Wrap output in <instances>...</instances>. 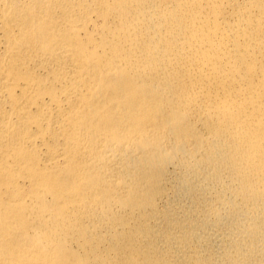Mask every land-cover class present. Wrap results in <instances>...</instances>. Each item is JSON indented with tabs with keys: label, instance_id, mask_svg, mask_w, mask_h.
Listing matches in <instances>:
<instances>
[{
	"label": "bare ground",
	"instance_id": "6f19581e",
	"mask_svg": "<svg viewBox=\"0 0 264 264\" xmlns=\"http://www.w3.org/2000/svg\"><path fill=\"white\" fill-rule=\"evenodd\" d=\"M0 264H264V0H0Z\"/></svg>",
	"mask_w": 264,
	"mask_h": 264
}]
</instances>
